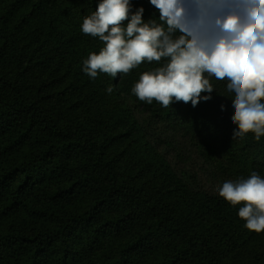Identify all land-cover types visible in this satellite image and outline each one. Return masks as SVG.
<instances>
[{
  "label": "trees",
  "instance_id": "obj_1",
  "mask_svg": "<svg viewBox=\"0 0 264 264\" xmlns=\"http://www.w3.org/2000/svg\"><path fill=\"white\" fill-rule=\"evenodd\" d=\"M100 2L0 0V264H264V232L207 189L264 176V136L233 140L214 77L196 107L141 102L131 89L164 60L91 80L83 61L103 43L81 25Z\"/></svg>",
  "mask_w": 264,
  "mask_h": 264
},
{
  "label": "clouds",
  "instance_id": "obj_2",
  "mask_svg": "<svg viewBox=\"0 0 264 264\" xmlns=\"http://www.w3.org/2000/svg\"><path fill=\"white\" fill-rule=\"evenodd\" d=\"M150 3L159 12L158 20L145 21L144 9L133 11L132 0H101L84 17L82 33L98 37L103 47L83 61V72L93 81L101 73L120 78L145 61L164 60L141 74L131 89L141 102L155 101L163 108L174 102L196 107L212 98L211 77L227 81L233 94L231 120L237 126L233 140L253 133L259 141L264 136V0ZM106 92L111 94L113 87ZM217 190L232 207L240 205L238 216L247 230L264 232V176L253 171Z\"/></svg>",
  "mask_w": 264,
  "mask_h": 264
},
{
  "label": "rangeland",
  "instance_id": "obj_3",
  "mask_svg": "<svg viewBox=\"0 0 264 264\" xmlns=\"http://www.w3.org/2000/svg\"><path fill=\"white\" fill-rule=\"evenodd\" d=\"M165 150L168 151L169 148L165 147ZM168 159L170 160V162H171V164L175 170L180 171L181 168H184L186 175L189 178V181L191 182V172L193 173V170H194L192 167V164H191V160H188V161L186 160L184 163L179 162L174 153H171ZM195 173H198V175H202L199 172V169H197V171H195ZM198 180H200V177H196L195 180H192V183H194V181H198ZM223 183L213 184L212 182H209V183H207L208 184L207 189H211V191H213V192L214 191L218 192L217 186L222 185Z\"/></svg>",
  "mask_w": 264,
  "mask_h": 264
}]
</instances>
